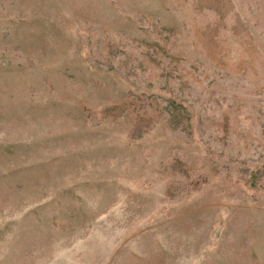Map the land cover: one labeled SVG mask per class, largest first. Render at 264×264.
Returning <instances> with one entry per match:
<instances>
[{"label": "rangeland", "instance_id": "obj_1", "mask_svg": "<svg viewBox=\"0 0 264 264\" xmlns=\"http://www.w3.org/2000/svg\"><path fill=\"white\" fill-rule=\"evenodd\" d=\"M0 264H264V0H0Z\"/></svg>", "mask_w": 264, "mask_h": 264}]
</instances>
